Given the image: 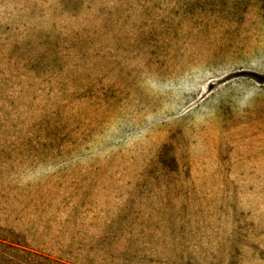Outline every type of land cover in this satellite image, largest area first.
I'll use <instances>...</instances> for the list:
<instances>
[{
  "label": "rangeland",
  "instance_id": "obj_1",
  "mask_svg": "<svg viewBox=\"0 0 264 264\" xmlns=\"http://www.w3.org/2000/svg\"><path fill=\"white\" fill-rule=\"evenodd\" d=\"M0 264H264V0H0Z\"/></svg>",
  "mask_w": 264,
  "mask_h": 264
}]
</instances>
